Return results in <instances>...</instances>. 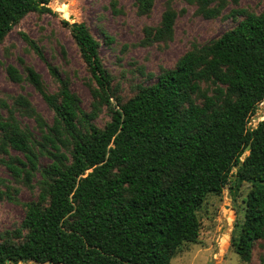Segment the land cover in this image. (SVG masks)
<instances>
[{"label": "trees", "instance_id": "trees-1", "mask_svg": "<svg viewBox=\"0 0 264 264\" xmlns=\"http://www.w3.org/2000/svg\"><path fill=\"white\" fill-rule=\"evenodd\" d=\"M51 1L0 0V42L28 13L49 12ZM186 1L206 19L221 11L212 7L215 0ZM137 3L148 13L152 0ZM238 12L243 19L233 29L210 44H193L174 68L112 109L104 128L92 121L111 104L112 78L85 23L71 30L96 84L90 113L56 68L49 65L59 90L50 93L32 67H25V76L7 67L9 79L30 82L55 116L48 126L26 98L15 100L36 118L38 139L11 113L7 119L0 113L4 146L25 159L7 162L15 178L25 173L29 181L39 156L50 159L43 190L24 206L20 241H0V264H171L182 245L198 241L197 211L207 195L243 183L251 188L232 245L250 260L254 244L264 240V120L249 126L264 101V8L259 14ZM177 17L167 7L157 26L143 29L141 44L171 41ZM24 38L42 57L36 43ZM202 82L216 86L213 96L202 93ZM249 144L251 154L244 157Z\"/></svg>", "mask_w": 264, "mask_h": 264}, {"label": "rangeland", "instance_id": "rangeland-1", "mask_svg": "<svg viewBox=\"0 0 264 264\" xmlns=\"http://www.w3.org/2000/svg\"><path fill=\"white\" fill-rule=\"evenodd\" d=\"M169 6L178 13L173 39L151 46L142 45L143 29L157 26ZM212 7L221 11L217 17L206 19L198 14L195 3L186 0H152L148 13L139 11L137 0H52L48 5L49 12L28 13L0 42V113L5 119L11 113L21 127L30 130L39 139L36 118L16 106L15 100L19 96L26 98L35 114L48 126L53 125L55 114L30 82L26 79L20 84L11 81L6 69L15 66L25 76V67H32L41 75L47 91L55 93L59 84L50 74L49 65L68 81L83 110L87 113L92 111L91 88H95L96 84L71 30L74 23H85L100 42V56L112 78L111 104L102 106L92 121L104 128L111 121L112 109H119L122 103L138 92L140 86L154 83L162 71L174 68L178 59L193 44L198 47L210 44L233 29L243 19L239 10L259 14L264 8V0H215ZM234 11H237L236 19ZM24 36L36 43L42 57ZM215 87L211 82L201 83L202 93L208 96L215 94ZM194 98L197 104L203 103L201 95L197 94ZM263 120L264 101L258 105L249 126L255 128ZM247 155L246 151L244 157ZM15 158L24 159V156L9 145L4 146L0 131L1 242L20 241L16 234L22 227L24 206L38 199L45 186L43 169L50 164L47 156H39L38 168L31 171L27 181L25 173L15 178L7 167V162ZM232 172L235 173L236 168ZM250 186L243 183L231 189L228 185L221 194H208L197 211L200 223L198 241L182 245L171 264H264V240L254 244L249 261L237 255L232 245L240 234ZM22 232L26 233L25 230ZM224 237H227L225 246L222 245Z\"/></svg>", "mask_w": 264, "mask_h": 264}, {"label": "water", "instance_id": "water-1", "mask_svg": "<svg viewBox=\"0 0 264 264\" xmlns=\"http://www.w3.org/2000/svg\"><path fill=\"white\" fill-rule=\"evenodd\" d=\"M77 25H78L77 23H74V24H73L74 27L77 26ZM250 148H251V145L249 144V145L246 147V149H245V152L247 151V152H248V155L251 154V149H250ZM7 264H10V263L7 262ZM31 264H35V263L32 262ZM48 264H52V263H48ZM209 264H214V263L211 262V263H209Z\"/></svg>", "mask_w": 264, "mask_h": 264}, {"label": "bare ground", "instance_id": "bare-ground-1", "mask_svg": "<svg viewBox=\"0 0 264 264\" xmlns=\"http://www.w3.org/2000/svg\"><path fill=\"white\" fill-rule=\"evenodd\" d=\"M222 243H223V241H222ZM214 262V261H213Z\"/></svg>", "mask_w": 264, "mask_h": 264}]
</instances>
